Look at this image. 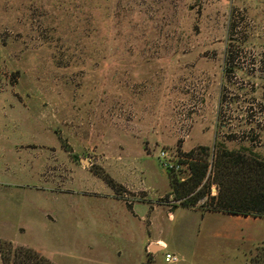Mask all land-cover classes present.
Here are the masks:
<instances>
[{"label":"rangeland","instance_id":"obj_1","mask_svg":"<svg viewBox=\"0 0 264 264\" xmlns=\"http://www.w3.org/2000/svg\"><path fill=\"white\" fill-rule=\"evenodd\" d=\"M219 145L264 161V0H0L1 241L55 264H248L264 217L204 213ZM192 150L185 207L170 182Z\"/></svg>","mask_w":264,"mask_h":264},{"label":"trees","instance_id":"obj_2","mask_svg":"<svg viewBox=\"0 0 264 264\" xmlns=\"http://www.w3.org/2000/svg\"><path fill=\"white\" fill-rule=\"evenodd\" d=\"M242 70L231 57L226 58L224 72ZM220 127V126H219ZM200 150H206L200 147ZM192 150L189 161L190 177L180 182L174 176L170 182L175 200L182 206L191 207L200 200L204 191L190 196L199 186L203 187L207 163L201 158L195 159ZM214 181L218 183L217 194L207 196L204 206L208 211L233 215L264 217V161L256 156L246 157L240 151L227 150L223 145L214 149ZM114 189L115 186L109 181ZM202 206V207H204ZM0 259L2 264H55L30 247L13 246L0 240ZM248 264H264V246H256Z\"/></svg>","mask_w":264,"mask_h":264},{"label":"built area","instance_id":"obj_3","mask_svg":"<svg viewBox=\"0 0 264 264\" xmlns=\"http://www.w3.org/2000/svg\"><path fill=\"white\" fill-rule=\"evenodd\" d=\"M175 157H176L175 154L171 153L169 150H166V149H161L158 155L161 165L167 170H170L172 172H177L179 170V164H177L174 161ZM216 192H217V188L213 186L211 188L210 194L215 195ZM164 259L167 262L177 261V257L174 254H170V253H166L164 255Z\"/></svg>","mask_w":264,"mask_h":264},{"label":"crops","instance_id":"obj_4","mask_svg":"<svg viewBox=\"0 0 264 264\" xmlns=\"http://www.w3.org/2000/svg\"><path fill=\"white\" fill-rule=\"evenodd\" d=\"M169 213H171V212H169ZM204 213H213V214H216V215H222V216H228L229 218H232V220L233 221H238L239 220V218H240V216H238V215H233V214H227V213H222V212H215V211H210V212H204ZM224 230V229H223ZM221 231V232H217L216 233V236L217 237H225V238H227L228 236H229V233H230V231H229V228H226V230H224V231ZM147 242H146V246L147 247H150V245H154L155 247H157L158 249H165V248H167V245H166V243L165 242H163L162 240H160V239H157V240H150V239H147L146 240Z\"/></svg>","mask_w":264,"mask_h":264},{"label":"water","instance_id":"obj_5","mask_svg":"<svg viewBox=\"0 0 264 264\" xmlns=\"http://www.w3.org/2000/svg\"><path fill=\"white\" fill-rule=\"evenodd\" d=\"M153 250L156 248L155 246L151 247Z\"/></svg>","mask_w":264,"mask_h":264}]
</instances>
